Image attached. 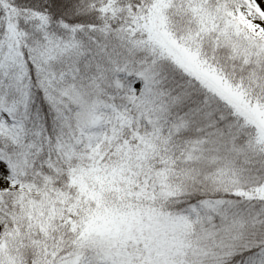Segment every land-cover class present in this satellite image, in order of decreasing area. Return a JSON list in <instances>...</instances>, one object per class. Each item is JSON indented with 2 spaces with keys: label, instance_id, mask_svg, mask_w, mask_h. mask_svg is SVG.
Returning <instances> with one entry per match:
<instances>
[{
  "label": "snow or ice",
  "instance_id": "6c2138e0",
  "mask_svg": "<svg viewBox=\"0 0 264 264\" xmlns=\"http://www.w3.org/2000/svg\"><path fill=\"white\" fill-rule=\"evenodd\" d=\"M0 264H264V0H0Z\"/></svg>",
  "mask_w": 264,
  "mask_h": 264
}]
</instances>
